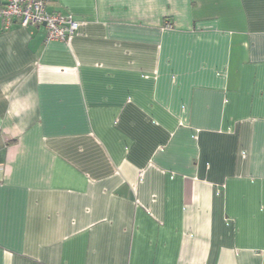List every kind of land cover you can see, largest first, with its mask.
I'll return each mask as SVG.
<instances>
[{"label": "crops", "instance_id": "0c3cea01", "mask_svg": "<svg viewBox=\"0 0 264 264\" xmlns=\"http://www.w3.org/2000/svg\"><path fill=\"white\" fill-rule=\"evenodd\" d=\"M50 9L0 19V264H264V0Z\"/></svg>", "mask_w": 264, "mask_h": 264}, {"label": "built area", "instance_id": "2783aa9c", "mask_svg": "<svg viewBox=\"0 0 264 264\" xmlns=\"http://www.w3.org/2000/svg\"><path fill=\"white\" fill-rule=\"evenodd\" d=\"M55 0H2L0 19L3 29L13 25L22 28L42 27L44 41L67 42L78 30L79 23L70 13L50 9ZM165 28H170L166 25Z\"/></svg>", "mask_w": 264, "mask_h": 264}]
</instances>
